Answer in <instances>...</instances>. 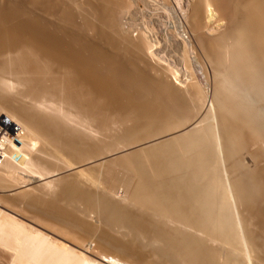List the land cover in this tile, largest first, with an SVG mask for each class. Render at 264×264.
<instances>
[{"label":"bare ground","instance_id":"obj_1","mask_svg":"<svg viewBox=\"0 0 264 264\" xmlns=\"http://www.w3.org/2000/svg\"><path fill=\"white\" fill-rule=\"evenodd\" d=\"M0 264H264V0H0Z\"/></svg>","mask_w":264,"mask_h":264},{"label":"rangeland","instance_id":"obj_2","mask_svg":"<svg viewBox=\"0 0 264 264\" xmlns=\"http://www.w3.org/2000/svg\"><path fill=\"white\" fill-rule=\"evenodd\" d=\"M154 3H156V5L154 4V6L153 7H155L156 6V8L157 7H161L160 8V10H159V8H157V11H155V12H152L151 11V9L150 8H147L146 9V7H143V5L142 4H139V8L140 9H142V10H140L139 8L138 9H136L135 10V13H134V10H132V11H130V13H131V15L129 14V20H130V18H132L131 20L135 23H137L138 25H142V24H144V22H148V18H150L149 17V14H150V16H151V21L150 22H152L154 25H156V26H158V24H159V21H160V27H157L156 28V26H154V29H155V35H157L156 33H158V40L159 41H162V43H158L159 45H158V47L160 46V50H162L163 52H164V49H165V51H166V53L164 54L162 51L160 52L161 54H164V55H167V56H164V58L166 59V61H169L170 62V64L171 65H173V64H175L174 65V67L177 69V70H179V73H180V71H181V77L180 78H184V76L186 75L187 76V74H189L188 76H194V77H191V78H193V79H196L198 82H200L201 83V85H203L205 88L208 86L207 84L205 85V79L204 78H202V74H200L201 73V71L199 70V68H198V64H197V62H198V60H197V56H195V55H197L198 53H200V51H199V49L197 48V49H193V50H191V49H187L188 51H185L184 53H185V58H186V62H185V64H183V60H180L179 59V56H180V53L182 52V51H178L177 49H176V46H173V45H171L172 43V41L170 42L171 44H169V42H167V41H164V37H163V35H168V36H170L169 35V31L172 33L173 32V35H174V37H176V38H178V37H180L179 36V33L181 34V30L182 29H178V27L180 28V25H178L179 24V14H178V11H177V9H176V7L173 5H171V7H168L167 9L169 10V12L167 11V9L166 8H163L162 7V4L161 3H159L158 4V2L157 1H154ZM171 10H170V9ZM172 8H174L173 9V12H175V13H173V14H177L176 16H177V18H176V16L175 15H171L172 14ZM149 9V10H148ZM165 9H166V12H165ZM176 9V10H175ZM147 10H148V12H147ZM163 10V11H162ZM139 11V12H138ZM143 11V12H142ZM159 11V12H158ZM171 11V12H170ZM153 14H155L156 15V17H158V18H156L155 16H153L152 17V13ZM149 13V14H148ZM163 13V14H162ZM134 14V15H133ZM175 16V17H174ZM162 17V18H161ZM175 19H174V18ZM169 18H170V20H169ZM179 18V19H178ZM143 19V20H142ZM160 19V20H159ZM162 19V20H161ZM175 21H174V20ZM176 19H177V22H176ZM145 20V21H144ZM154 20H156V21H154ZM164 20V21H163ZM163 21V22H162ZM169 21V22H168ZM158 23V24H156V23ZM175 22V23H174ZM162 23V24H161ZM164 24V25H163ZM162 25V26H161ZM175 26V27H174ZM166 27H168V28H166ZM162 28V29H161ZM171 28V29H170ZM174 28V29H173ZM156 29H157V31H156ZM166 29V30H165ZM170 29V30H169ZM177 29H178V32H177ZM175 30V31H174ZM154 31V30H153ZM159 31V32H158ZM167 31H168V33H167ZM161 32V33H160ZM175 32V33H174ZM182 35L183 36H185V34H183V32H182ZM160 36V37H159ZM163 37V38H162ZM160 38V39H159ZM168 38V37H167ZM163 39V40H162ZM164 42H165V44L166 45H168L169 44V47L170 48H168V46H167V50H166V47L165 48H163L164 46H162V45H164ZM167 42V43H166ZM172 47V48H171ZM174 48V49H173ZM169 49H172V50H169ZM175 50V51H174ZM174 53H177L175 56H176V58L174 57ZM192 56H191V55ZM173 55V56H172ZM169 57H173V60H172V58H171V60L169 59ZM196 58V59H195ZM178 59H179V62H178ZM178 62H176V61ZM188 60V61H187ZM174 63H173V62ZM168 62V63H169ZM195 62V63H194ZM178 64V66H177V64ZM189 65V66H188ZM177 66V67H176ZM185 66V67H184ZM179 67H180V69H179ZM187 67V70L189 71V73H188V71L187 72H185L186 70H184L185 68ZM182 68V69H181ZM184 68V69H183ZM183 71L185 72V74L183 73ZM190 72H191V75H190ZM192 72H194V73H192ZM184 74V75H183ZM185 76V77H186ZM198 78H196V77ZM204 79V80H203ZM207 89H209L208 87H207ZM206 92H208L207 90H206ZM207 95H209V93H207ZM3 118H7V120H9V118H8V116H6V115H4L3 116ZM9 122H10V120H9ZM9 122H8V125H10V124H12L13 122H10V124H9ZM12 126V125H11ZM24 187L25 186V184L23 185H19L18 187L16 186V189L17 188H22V187ZM15 188V187H14ZM7 191H9V190H7Z\"/></svg>","mask_w":264,"mask_h":264},{"label":"built area","instance_id":"obj_3","mask_svg":"<svg viewBox=\"0 0 264 264\" xmlns=\"http://www.w3.org/2000/svg\"><path fill=\"white\" fill-rule=\"evenodd\" d=\"M4 120H2L1 122L4 124V125H6V126H11V124H10V122H9V120H7V118H3ZM8 122H9V124L10 125H8Z\"/></svg>","mask_w":264,"mask_h":264}]
</instances>
